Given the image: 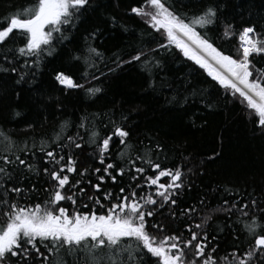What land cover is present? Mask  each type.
Listing matches in <instances>:
<instances>
[{"label":"trees","instance_id":"16d2710c","mask_svg":"<svg viewBox=\"0 0 264 264\" xmlns=\"http://www.w3.org/2000/svg\"><path fill=\"white\" fill-rule=\"evenodd\" d=\"M163 2L182 18L197 16L208 6L216 7V23L197 30L233 58H239V34L244 27L255 26L257 34L264 38V0ZM34 3L35 0H0V27L6 26V17ZM134 7L149 10L147 0H89L72 17L71 23L52 33L50 45L43 46L39 56L18 52L26 43V37L20 32H14L0 44V69H5L0 70V131L15 142L16 151L25 144L28 146V163L37 169V172L25 171L28 178L20 185L25 189L34 185L36 190L11 199L20 206H43L48 199L53 181L42 170H51L54 165L39 151L42 140L52 143L59 135L61 139L57 143L68 144V136L77 137L83 147L69 145L63 154L65 159L71 155L77 161L78 171L87 168L91 173L92 169L102 167L97 144L91 143V133L98 132L99 141L110 135L115 126H121L130 135L125 144L113 137L110 154L105 159L106 163L125 167L127 174L118 177L117 184L107 182L108 190L117 194L122 183L127 194L129 185L138 183L141 187L134 189L138 197L155 193V187H147L144 177L130 180L132 173L127 172V167L131 160L147 169L145 176L153 175V169L144 162L149 158L162 168L179 167L184 174L185 187L179 196V207L172 209L175 217L170 218L164 210L162 216L149 219L150 224L166 225L162 234H156L157 239L179 232L189 238L185 225L200 223L211 213L207 227L209 249L218 245L219 256L223 257L237 244L247 248L251 237L244 223L258 218L264 224L261 212L264 209V128L239 94L233 96L231 90H226L205 69L185 57L169 43L163 30L157 32L147 23V18L133 13ZM228 25L233 26L230 37L224 35ZM161 44L166 47H160ZM89 47L103 54V59L93 55L89 61L103 74L97 67L85 63ZM141 51L145 55L140 61L124 63ZM250 59L255 67L264 68V54ZM60 72L70 75L83 87L67 88L59 84L55 77ZM93 87L101 91L89 93L87 90ZM121 152L126 153L123 159ZM18 154L25 158L23 152ZM65 174L70 181L79 179L74 173ZM97 175H91L93 183ZM225 200L229 205L235 202L238 209L248 204L244 211L249 215L235 210L233 214L212 212L223 206ZM252 200H256V208ZM87 202L85 197L75 206L67 201L59 206L68 208L70 213L74 210L86 213L92 208L102 214L103 210L91 203L89 208H84L82 203ZM189 206L197 209L191 219L181 211ZM3 211L0 207V226L5 224ZM212 236L216 239L212 240ZM141 256L147 264H160L158 258Z\"/></svg>","mask_w":264,"mask_h":264},{"label":"snow or ice","instance_id":"6c2138e0","mask_svg":"<svg viewBox=\"0 0 264 264\" xmlns=\"http://www.w3.org/2000/svg\"><path fill=\"white\" fill-rule=\"evenodd\" d=\"M88 4L89 0H35L33 5L5 18L6 26L0 27V44H4L14 32H20L26 37V43L18 52L26 56H39L43 46L50 45L52 33L59 32L62 25L71 23L72 17ZM147 5L149 10L134 7L131 11L147 18V23L157 32L163 30L170 44H174L185 57L205 69L226 90H231L233 96L239 94L248 108L254 110L258 124L264 128V68L255 67L250 59L264 54V38L257 34L255 26L242 29L239 34V58H233L197 30V27L204 29L216 23V7L208 6L197 16L182 18L163 0H147ZM232 27L228 25L225 28L226 37L232 35ZM160 47L166 46L161 44ZM87 51L89 57L85 59L86 64H89L93 55L103 59V54L97 49L89 47ZM144 55L143 51L138 52L124 63L140 61ZM89 66L97 67L95 63ZM97 70L103 74L98 67ZM55 79L67 88L83 87L63 72L58 73ZM87 91L95 94L101 89L93 87ZM81 127H84L83 123ZM91 135V143L97 144L102 166L92 169L91 173L87 168L78 171L77 161L71 155L65 159L63 154L69 145L77 149L83 147L77 142V137L68 136V144H58L57 141L61 139L59 135L52 143L42 140L39 151L44 153L48 163L54 165L51 170L44 168L42 171L53 184L43 206H20L11 198L24 197L26 192L36 190L34 185L29 189L20 185L28 178L25 171L37 172V169L28 163V146L25 144L18 150L25 154V158H21L15 150V142L0 131V207L4 209L5 216V224L0 226V264H69V259L72 264H147L141 254L158 258L160 264H264V231H261L264 224L258 218L243 225L251 237L247 248H240L237 244L230 254L223 257L219 256L218 245L209 249L211 241L207 227L212 219L211 213L205 215L200 223L185 225L189 238H184L183 233L177 230L179 234L162 235V238L157 239L156 234H162L166 225L160 222L150 224L149 219L162 216L164 210L169 212L170 218L175 217L172 209L174 206L179 207V196L185 187L182 170L179 167L175 170L162 168L160 163L149 158L144 162L153 169V175L145 176L147 169L136 166V160H131L127 167V172L132 173L130 180L137 181L144 177L147 187H155V193L138 197L134 189L141 185L137 183L130 184L125 194L126 188L121 183L118 193L114 194L105 185L109 181L117 184V178L127 174L126 168L106 163L105 156L110 154L113 137L120 144H125L130 133L121 126H115L110 135L99 141L96 139L98 132L93 131ZM31 154L35 155L34 152ZM125 155L124 152L120 153L122 159ZM137 159L143 160L142 157ZM65 173H74L79 179L70 181L69 175ZM92 174H98L95 183L91 179ZM85 197L88 202L82 203V206L89 208V203L99 206L103 210L102 214H97L92 208L86 213L79 210L70 213L68 208L59 206L62 201L75 206L78 200L83 201ZM200 203L203 205L204 201ZM251 204L253 208L257 207L256 200H252ZM247 208L248 204L238 209L235 202L229 205L228 200H225L223 206L212 212L233 214L235 210L248 216L249 213L244 211ZM181 211L191 219V214L197 209L189 206ZM261 212L264 215V209ZM215 239L212 236V240Z\"/></svg>","mask_w":264,"mask_h":264},{"label":"rangeland","instance_id":"374dc122","mask_svg":"<svg viewBox=\"0 0 264 264\" xmlns=\"http://www.w3.org/2000/svg\"><path fill=\"white\" fill-rule=\"evenodd\" d=\"M47 30V29H46Z\"/></svg>","mask_w":264,"mask_h":264}]
</instances>
